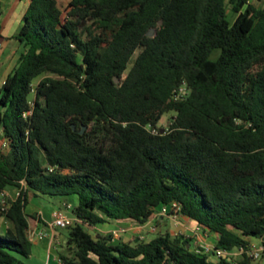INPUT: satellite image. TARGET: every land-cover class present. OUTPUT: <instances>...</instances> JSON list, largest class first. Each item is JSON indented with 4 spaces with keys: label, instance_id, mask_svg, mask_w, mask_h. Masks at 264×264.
I'll list each match as a JSON object with an SVG mask.
<instances>
[{
    "label": "trees",
    "instance_id": "obj_1",
    "mask_svg": "<svg viewBox=\"0 0 264 264\" xmlns=\"http://www.w3.org/2000/svg\"><path fill=\"white\" fill-rule=\"evenodd\" d=\"M13 37L25 49L0 87V264L31 255L26 210L41 195L78 218L63 264H260L264 0H30ZM173 201L227 255L169 232H90Z\"/></svg>",
    "mask_w": 264,
    "mask_h": 264
},
{
    "label": "crops",
    "instance_id": "obj_2",
    "mask_svg": "<svg viewBox=\"0 0 264 264\" xmlns=\"http://www.w3.org/2000/svg\"><path fill=\"white\" fill-rule=\"evenodd\" d=\"M29 3L30 0H2L0 10V36L2 37L3 47L0 48V87L7 76L14 70L20 54L25 49L24 43L13 36L22 26L23 16ZM0 135L1 144L4 138L1 129ZM5 194L8 198L15 199L18 195V190L15 187H8L5 190ZM69 201L65 200L50 208L34 206L31 213H29L31 214L29 231L34 232L36 235L44 231L47 235L43 239L35 237L32 240V253L28 258H21V264H63L60 255L67 251V230L66 228H52L49 223L54 210L62 207ZM157 212H154L152 217L144 224L130 219H108L105 222L89 227L90 232L94 235H112L113 243H117L118 241L137 242L139 240L149 239L160 232H169L172 235L179 234L185 236L190 240V246L194 250L207 251V249H210V252H212L216 247L217 234L205 230L188 216L180 214L176 219L168 216L156 217ZM3 224H5L4 218L1 219L0 226ZM153 226L156 227V231L152 230ZM251 245L252 252L264 250L263 239H251ZM230 254L237 260L240 258L242 251L234 249ZM210 257L212 260L216 259L213 255H210ZM257 261L260 264L261 261H264V253L260 258H257Z\"/></svg>",
    "mask_w": 264,
    "mask_h": 264
},
{
    "label": "built area",
    "instance_id": "obj_3",
    "mask_svg": "<svg viewBox=\"0 0 264 264\" xmlns=\"http://www.w3.org/2000/svg\"><path fill=\"white\" fill-rule=\"evenodd\" d=\"M3 47V41L0 40V48ZM0 148L2 150H5L8 148V139L7 138H3L1 144H0ZM50 170H53L52 167H50ZM3 195V201H5L7 197V195L5 194V192L2 194ZM5 197V198H4ZM182 214L181 213V204L178 201H173L171 203L168 204H164L157 212L156 217H161V216H168L171 217L173 219L178 218V216ZM78 220L77 216L73 213V205L70 202H66L62 207L54 210L53 214H52V219L49 223V225L52 228H67L68 226L74 224L76 221ZM153 231H156V227L153 226L152 228ZM46 232L41 231L39 232L37 235L34 232H30L29 231V236L31 238V240H33L35 237L39 238V239H43L46 236ZM206 252H210V249H207ZM213 256H217L220 257L222 255H226V252L223 249H219V248H214L212 250ZM262 255V250H256L255 252H253V256L255 258H258L259 256Z\"/></svg>",
    "mask_w": 264,
    "mask_h": 264
},
{
    "label": "rangeland",
    "instance_id": "obj_4",
    "mask_svg": "<svg viewBox=\"0 0 264 264\" xmlns=\"http://www.w3.org/2000/svg\"><path fill=\"white\" fill-rule=\"evenodd\" d=\"M68 3V0H59V4L62 8H64ZM230 16L232 17V14L230 12ZM218 53V51L216 50V52H214V55H216ZM0 81H1V77H0ZM1 85V82H0ZM33 97V95H31V98ZM167 119L168 117L165 116L164 119L162 120L161 124L163 126L167 125ZM1 136V135H0ZM12 188V187H11ZM63 201H65L64 198L62 197H58V196H48V195H41L40 197H33L28 206H27V212L31 213V211L33 210L34 206L36 207H46V208H50L53 205H58L60 203H62ZM155 235H153L154 237ZM252 240L257 239L256 237H252ZM261 256H259L258 258H260ZM264 261H261V264H263Z\"/></svg>",
    "mask_w": 264,
    "mask_h": 264
},
{
    "label": "water",
    "instance_id": "obj_5",
    "mask_svg": "<svg viewBox=\"0 0 264 264\" xmlns=\"http://www.w3.org/2000/svg\"><path fill=\"white\" fill-rule=\"evenodd\" d=\"M153 33H154V30H151V31H150V34H153Z\"/></svg>",
    "mask_w": 264,
    "mask_h": 264
}]
</instances>
